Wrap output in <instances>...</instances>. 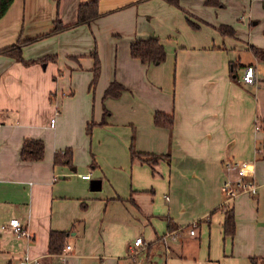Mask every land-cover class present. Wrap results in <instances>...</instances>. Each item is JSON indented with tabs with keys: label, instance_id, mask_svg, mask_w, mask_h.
I'll list each match as a JSON object with an SVG mask.
<instances>
[{
	"label": "crops",
	"instance_id": "crops-1",
	"mask_svg": "<svg viewBox=\"0 0 264 264\" xmlns=\"http://www.w3.org/2000/svg\"><path fill=\"white\" fill-rule=\"evenodd\" d=\"M83 1L13 0L0 18V48L47 33L56 17L73 23ZM213 1L99 0L102 15L91 24L24 46L25 59L52 57L47 62L0 55V264L25 254L41 264H135L129 248L143 235L150 258H186L187 247L203 240L208 254L199 261L214 264V238L231 244L225 262L264 257V59L250 48L264 49V41L243 39L231 25L264 0ZM222 25L234 35L221 33ZM149 37L165 46L164 62L132 57L131 42ZM95 48L102 72L91 89ZM247 66L256 69L253 84L243 81ZM113 81L125 89L105 96ZM156 111L172 115L173 126L155 124ZM26 138L44 141L42 159L21 158ZM132 145L163 157L132 159ZM67 147L73 164L55 163ZM228 159L253 164L256 195L227 201ZM226 204L235 212L233 237L223 234ZM12 218L31 239L1 228ZM189 221H197V233L184 228L167 251L159 237ZM52 230L69 232L60 254L49 253Z\"/></svg>",
	"mask_w": 264,
	"mask_h": 264
},
{
	"label": "trees",
	"instance_id": "trees-1",
	"mask_svg": "<svg viewBox=\"0 0 264 264\" xmlns=\"http://www.w3.org/2000/svg\"><path fill=\"white\" fill-rule=\"evenodd\" d=\"M57 6H59L60 0H55ZM174 5L178 6L179 0H169ZM13 0H0V18L4 16L9 7L11 6ZM206 4H217L213 0H206ZM99 11V0H86L79 4L77 10V18L73 23L64 24L59 17L53 22L51 30L47 33L36 36L32 39L22 40L19 39L15 43L0 48V55H6L12 58L21 61L25 65H29L35 62H47L50 60V56H46L40 59H25L23 56V48L26 44L36 41L38 39L45 38L50 35L60 33L69 28L78 26V25H89L93 21L97 20L101 16ZM219 30L224 35H234V29L230 25H222L219 27ZM250 48L254 54L259 59H264V49L251 45ZM130 53L132 57L139 59L144 64H160L166 59V49L161 40L157 37H149L145 39H135L130 44ZM91 56L94 59V64L92 67L93 77L90 83V88L93 89L100 77L101 74V60L98 55L97 49L95 48L91 52ZM235 64H231V72L234 74ZM125 87L117 81H113L107 87L105 91V96H118ZM154 122L158 126H166L171 128L173 126V116L168 115L164 112L156 111L154 114ZM93 122L88 123L87 132L90 134ZM131 158L135 159L137 157H144L143 161H153L157 162L159 158L163 155H155L149 153L138 152L135 150L134 146H131ZM45 154V143L42 139L35 138H26L23 141L21 148V158L24 160H40L44 157ZM55 163H64V164H73V149L67 147L62 150H58L54 154ZM171 227L168 231L178 228ZM236 232V219L234 209L226 204L224 206V223H223V234L224 236L233 237ZM69 232L52 230L49 237V253L51 254H60L63 251V248L67 244ZM251 264H264V257L260 256H251Z\"/></svg>",
	"mask_w": 264,
	"mask_h": 264
},
{
	"label": "built area",
	"instance_id": "built-area-1",
	"mask_svg": "<svg viewBox=\"0 0 264 264\" xmlns=\"http://www.w3.org/2000/svg\"><path fill=\"white\" fill-rule=\"evenodd\" d=\"M256 78V69L254 66H247L245 69V73L243 75V81L245 83L253 84L255 83ZM56 122V118H52L50 125L54 126ZM259 128V126H256ZM224 167L227 171V176L224 179L222 183V191L227 197V201H232L238 194L241 193H248L251 195H256L258 193L259 189V183L255 181L254 178V167L253 164L249 161H237L228 159L224 162ZM81 177L85 179L90 178V174H82ZM192 225L193 227L189 229V233L191 235H195L197 233L196 227H197V221H194L193 223L181 227L179 226L176 229H173L171 231H167L163 235L159 237V241L163 242L166 246V249L169 250V244L172 241H175L179 236L180 233L184 230V228ZM4 230H12L18 235H24L27 238L31 239L32 234L29 232V230L25 227H23L17 218H12L10 221L6 224H3L1 226ZM148 243L146 244V241L142 236H138L130 246V252L131 256L138 254L141 249L147 248ZM71 245H67L66 249H70ZM130 255V254H129ZM172 255V254H170ZM17 264H41V261L37 257H31L29 254H25L21 256L18 260ZM135 264H141L140 262H137Z\"/></svg>",
	"mask_w": 264,
	"mask_h": 264
},
{
	"label": "rangeland",
	"instance_id": "rangeland-1",
	"mask_svg": "<svg viewBox=\"0 0 264 264\" xmlns=\"http://www.w3.org/2000/svg\"><path fill=\"white\" fill-rule=\"evenodd\" d=\"M241 15L234 22L235 24H237L236 26L234 24H231L239 32V36L249 41V37L251 36V34H253L255 40L264 41V2H261V3L257 2L255 6L253 7V9L249 5H247L246 8L244 9V12L241 13ZM250 19L251 21H254L255 24H250L251 22ZM101 72H102V63H101ZM90 133H91V130H90ZM262 155H263V151H262ZM262 155H261V158H264ZM158 160H159L158 161L159 163L161 160L160 159ZM257 161L258 160L255 161V164ZM151 167L153 168V170H155L156 174H157V171H160L158 168L154 169V163L151 164ZM261 169L262 171H264V166ZM254 178H255V181L259 183L255 175V170H254ZM189 222L193 223L194 221H189ZM189 222L188 224H191ZM192 227H193L192 225L186 227V232L189 231V229H191ZM143 236H145V240H147L146 239L147 235H143ZM202 238H203V235H202ZM228 242L231 243V240H229ZM147 243L148 241H146V244ZM207 245L208 244L204 243L202 240L200 246L197 245L195 247L191 245L189 246V248L187 247L189 254L186 258H181L177 253H176V257L173 259L166 258L164 254L163 255L156 254L155 257L150 258L147 256L146 248L141 249L139 254H135L132 256H131V252L129 249V254H130L129 256L134 259L135 263L140 262L141 264H151L152 260H153L152 264H201L199 260L203 258V256H206L208 254ZM230 250H231V244L228 245L224 243L223 240H221L220 243H217V239L214 238V242L212 243V246H211V257L216 261L218 259L220 260L219 262H215L214 264H221V263L222 264H233L230 261L225 262L228 259L227 256H229ZM167 251L170 252V244H169V250ZM158 252H161V251H158Z\"/></svg>",
	"mask_w": 264,
	"mask_h": 264
},
{
	"label": "water",
	"instance_id": "water-1",
	"mask_svg": "<svg viewBox=\"0 0 264 264\" xmlns=\"http://www.w3.org/2000/svg\"><path fill=\"white\" fill-rule=\"evenodd\" d=\"M263 151H264V145H263Z\"/></svg>",
	"mask_w": 264,
	"mask_h": 264
}]
</instances>
